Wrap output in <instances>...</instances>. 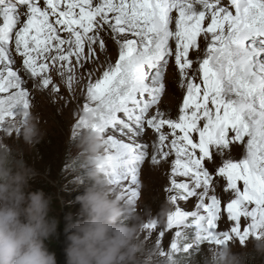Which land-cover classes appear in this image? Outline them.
I'll use <instances>...</instances> for the list:
<instances>
[{
	"label": "snow or ice",
	"instance_id": "obj_1",
	"mask_svg": "<svg viewBox=\"0 0 264 264\" xmlns=\"http://www.w3.org/2000/svg\"><path fill=\"white\" fill-rule=\"evenodd\" d=\"M170 68L185 93L175 116L159 107ZM57 79L100 118L77 127L103 136L97 167L125 205L142 163L168 166L164 222L142 223L157 245L174 230L168 264L190 253L189 233L264 237V0H0V143Z\"/></svg>",
	"mask_w": 264,
	"mask_h": 264
},
{
	"label": "clouds",
	"instance_id": "obj_2",
	"mask_svg": "<svg viewBox=\"0 0 264 264\" xmlns=\"http://www.w3.org/2000/svg\"><path fill=\"white\" fill-rule=\"evenodd\" d=\"M88 119L101 123L94 114H88ZM82 146L93 161L92 182L76 197L80 218H66V264H141V219L134 206L125 205L107 172L97 167L105 146L103 136L88 131ZM37 175L35 169L15 159L10 147L0 145V264H57L46 241L57 234L59 221L50 215L53 197L43 189L29 190ZM250 243L254 253L264 256V237ZM208 264L244 262L229 246Z\"/></svg>",
	"mask_w": 264,
	"mask_h": 264
},
{
	"label": "rangeland",
	"instance_id": "obj_3",
	"mask_svg": "<svg viewBox=\"0 0 264 264\" xmlns=\"http://www.w3.org/2000/svg\"><path fill=\"white\" fill-rule=\"evenodd\" d=\"M109 48L110 56L114 60L116 52L112 47ZM57 85L61 89L59 94L43 88L32 91L28 118L23 120L18 113L19 122L14 127V136L7 141L6 146L13 150L17 161L37 171L38 175L32 182L30 191L42 189L39 184H45L47 190H43L53 197V210L56 200L61 205L67 204V208L63 206L61 209V223L65 228L67 217L71 216L73 221L80 218L81 205L76 201V197L83 194L92 182L89 173L92 171L93 161L82 146L83 138L88 131L77 127L81 117L88 119V114L83 110L85 98L81 94V89L77 87L71 92L64 83L58 82ZM184 94V90L179 87L175 70L172 68L166 70L160 109L175 116ZM114 134L119 138L118 131ZM2 139L4 138L0 137V140ZM59 147L61 152L57 153L60 151L57 149ZM168 175L167 165H153L146 160L139 166L137 188L140 195L134 207L142 223L147 222L150 217L158 219L159 223L164 222L163 218L169 208L167 193L164 191L169 185ZM186 210L194 209L189 206ZM145 231L142 230L139 236L143 247L141 264H168L158 253L171 251L170 243L174 237V230H166L161 245L155 243L156 235L145 240ZM189 235L192 240L190 253L175 254L180 264H208L216 253L221 254L223 249L229 246L242 255L244 264H264V256L254 253L250 243L257 239L259 233L249 236L243 245L237 238L224 246L202 245L199 237L191 233Z\"/></svg>",
	"mask_w": 264,
	"mask_h": 264
},
{
	"label": "trees",
	"instance_id": "obj_4",
	"mask_svg": "<svg viewBox=\"0 0 264 264\" xmlns=\"http://www.w3.org/2000/svg\"><path fill=\"white\" fill-rule=\"evenodd\" d=\"M61 147L57 148L60 149ZM61 152L57 151V153ZM57 156V154H56ZM39 187L42 189L47 190L45 184H39ZM55 210L52 209L50 212L51 216H54L58 219L59 224L57 228V234L51 237L49 240L46 241L47 247L49 251L55 252L57 264H66V256H65V247H66V234L64 232V228L61 223V209L64 207L67 208V204L61 205L58 200L55 201Z\"/></svg>",
	"mask_w": 264,
	"mask_h": 264
},
{
	"label": "bare ground",
	"instance_id": "obj_5",
	"mask_svg": "<svg viewBox=\"0 0 264 264\" xmlns=\"http://www.w3.org/2000/svg\"><path fill=\"white\" fill-rule=\"evenodd\" d=\"M109 46L112 47V48L114 49L115 52L117 51L115 44H113L111 41H109ZM114 59H115V58H114ZM58 82H60V84L63 83L62 81H59V80L57 79V80H56V83H58Z\"/></svg>",
	"mask_w": 264,
	"mask_h": 264
}]
</instances>
